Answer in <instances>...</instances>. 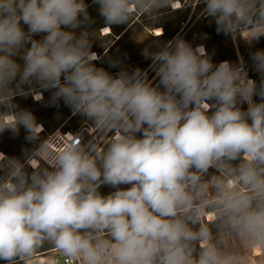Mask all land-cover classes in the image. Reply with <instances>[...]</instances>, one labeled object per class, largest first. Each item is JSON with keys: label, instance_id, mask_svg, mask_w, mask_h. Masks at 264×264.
Listing matches in <instances>:
<instances>
[{"label": "clouds", "instance_id": "clouds-1", "mask_svg": "<svg viewBox=\"0 0 264 264\" xmlns=\"http://www.w3.org/2000/svg\"><path fill=\"white\" fill-rule=\"evenodd\" d=\"M172 2L92 0L107 26ZM200 3L217 32L264 36V0ZM88 7L0 0V133L23 127L40 140L42 126L14 102L42 99L38 85L111 136L102 151L76 137L55 151L40 141L23 159L0 152V260L25 264L47 245L79 264H249L264 253V50L250 54L257 83L242 59L214 65L203 46L169 41L143 53L152 86L139 68L96 67Z\"/></svg>", "mask_w": 264, "mask_h": 264}, {"label": "rangeland", "instance_id": "rangeland-1", "mask_svg": "<svg viewBox=\"0 0 264 264\" xmlns=\"http://www.w3.org/2000/svg\"><path fill=\"white\" fill-rule=\"evenodd\" d=\"M191 1L192 0H188V1L183 0L184 8L176 15L174 12L170 11L169 7L162 9L160 13H156V12H148L147 14L144 13L141 16L138 24L135 26V28H137L136 36H133V38H131V41L128 42L127 45H131L133 43H137L136 45H139V47L146 45L149 46L153 45L152 40H147V41L144 40V38L141 35L143 33V30H148L149 28H155L156 26H159L163 21L167 23H179L180 20H183L185 18V3L187 6H189ZM85 3L89 5L88 12L90 17L94 20V23L91 25L90 30H95L97 32V37L93 38L91 41L92 43L91 51L92 50L100 51L103 48V46H105L108 43L107 39L101 36V31H102L101 29H103V27L106 26V24L103 18L99 15L98 5L93 4L92 0H85ZM171 6L173 7V9H178V8H174L173 2ZM204 7L205 5L203 3H199L195 13V18L193 19L195 24L192 27L190 34H193L195 31L200 29L201 32L205 34L204 35L205 41L203 42H206L208 44L209 52L207 50V53L211 57L212 61L222 60V62L228 61L230 63L239 65L240 60L242 59L244 62V66L248 72L249 78H252L257 83H259L260 76L253 67L250 54L256 50H264V36H261L258 41H253L251 44H249L243 39V37L237 36L233 38L231 35H226L224 33L217 32V27L214 19L202 15ZM125 25L126 24L112 25V26L115 29H117ZM155 29H154V33H155ZM25 30H27L26 26H25ZM76 31L77 34H79L80 29H77ZM34 38L40 39L42 37L35 36ZM200 45H204V44H200ZM17 62L21 64L23 63V61L20 60L19 58H17ZM96 67L101 68V65H96ZM25 89L27 91L28 89L27 85H25ZM41 90L43 89H40L39 86L36 85V91H41ZM32 97L35 100H37L35 98V95L32 92H29L28 95L17 96L14 102L18 105V109L30 111L35 116L36 122L38 124H40L42 122V119L44 118L54 117L56 107H54V105L51 102V95L47 97V101L50 100L48 106H44L43 102L34 101ZM254 100L255 102H257L259 101V98L254 97ZM246 108H247L246 104L242 105V109L246 110ZM79 122H81V120ZM26 136H27V132L23 127L20 128L18 135H13L11 131L5 130L3 133H0V151H3L8 157H17L23 159L25 150L27 149L28 151H31L32 149L37 147L39 142L44 140V138L46 137V133L44 131L41 132L40 140L35 142L28 141L26 139ZM101 137L102 136L98 137L95 132H92L88 134L86 143L89 141H93L95 142L97 150L102 151L107 143H101L100 141ZM28 170L31 171V168H29ZM0 175H2V173H0ZM112 191H114V189L108 186H102L100 188V192L105 195L109 194ZM51 248L52 247L45 245L42 246L39 251L44 249H51ZM254 260L249 261V264H252ZM29 262L30 261H26L25 264H28ZM3 263L5 262L0 260V264Z\"/></svg>", "mask_w": 264, "mask_h": 264}, {"label": "crops", "instance_id": "crops-1", "mask_svg": "<svg viewBox=\"0 0 264 264\" xmlns=\"http://www.w3.org/2000/svg\"><path fill=\"white\" fill-rule=\"evenodd\" d=\"M181 1L183 3V0ZM199 3L200 0H192L189 4L190 7L185 3V18L180 20L179 23H167L163 21L159 26H156L164 28L165 32L162 34L156 35L154 33V29L156 27L143 30V33L141 34L142 37L145 41L152 40V47L149 45L139 47V45H136L137 43L127 45V43L131 41V38L136 36L137 28H135V26L138 24L141 16L145 12L136 13L133 20L123 27L115 29L113 26H111L113 31L109 34H103L101 31V36L106 38L108 43L103 46L100 51L92 50L97 51L100 55V58L93 61V63L96 65H101V68H104L113 76H116L117 73L122 69L131 72L139 68L141 71L147 73V79L152 83V86H156L158 84V78H156L155 69L152 67V60L150 58H146L143 55L146 49L150 52H155L169 41L182 39L189 43L193 48L198 47L200 44H204L209 52L208 44L203 42L205 41V34L202 33L200 29L195 31L193 34H190V31L195 24L193 19L195 18V13ZM169 8L170 11L174 12L176 15L183 10L184 3L181 8L173 9L172 6ZM112 61L118 62L116 67L111 66ZM212 62L214 65H218L220 62H222V60H213ZM41 91L44 93L43 99L35 100L33 97L32 98L34 101L43 102L44 106H48L50 100L47 101V97L52 95V92L50 90L44 89ZM53 105L56 107L54 117L44 118L41 122L45 126V133L51 132L58 128L75 131L84 126L93 129V132L96 133V130L91 126L90 121H87L85 117L79 114H73L72 110L66 106L62 100L58 104ZM80 120L81 122H79ZM110 139L111 136L109 134L107 136H102L100 141L101 143H107Z\"/></svg>", "mask_w": 264, "mask_h": 264}, {"label": "built area", "instance_id": "built-area-1", "mask_svg": "<svg viewBox=\"0 0 264 264\" xmlns=\"http://www.w3.org/2000/svg\"><path fill=\"white\" fill-rule=\"evenodd\" d=\"M92 132H93V129L88 128L86 126L81 127L75 131L63 130V129L58 128L51 132H46V137L44 138V140H48V142L50 143V146L55 151L57 148V145L63 144L76 137L80 138L82 142L86 143L88 134ZM262 255H264V253H262L261 251L257 253L254 249L252 253L250 254L249 258L262 256ZM28 264H79V261L77 260L73 262L72 260L63 257L61 254L58 253V251L55 248L52 247L43 256L42 259L40 257H36L32 261H30Z\"/></svg>", "mask_w": 264, "mask_h": 264}, {"label": "bare ground", "instance_id": "bare-ground-1", "mask_svg": "<svg viewBox=\"0 0 264 264\" xmlns=\"http://www.w3.org/2000/svg\"><path fill=\"white\" fill-rule=\"evenodd\" d=\"M173 6H174V8H179V7L182 6V2H181L180 0H174V1H173ZM105 27H110V28H105ZM112 31H113V30H112V27H111V26H107V25L104 26L103 29H102V33H103V34H109V33H111ZM162 33H164V29H163L162 27H158V28L155 29V34H156V35H158V34H162ZM199 46H203V47L205 48V51H206V54H207V49H206V47H205L204 45H199ZM92 52L96 55L97 59L100 57V56H99V53H98L97 51H92ZM251 79H252V78H251ZM37 92H38L40 95H42V98L44 97V94H43L42 91H37ZM37 100H38V99H37ZM6 119H10V118H6ZM39 125L42 126V131H41V132H43L44 129H45V126H44L42 123H40ZM0 152L4 153L3 151H0ZM4 154H5V153H4ZM5 155H6V154H5ZM208 219L211 220V217H208ZM49 250H50V249H44V250H41V251L37 252L35 258H36V257H40V258L42 259L43 256H44ZM255 251L258 253L260 250H259V249H255ZM254 258H255V257H250V258H249V261L254 260ZM30 261H32V260H30ZM251 263H252V262H251ZM3 264H5V263H3ZM252 264H255V260L253 261Z\"/></svg>", "mask_w": 264, "mask_h": 264}]
</instances>
